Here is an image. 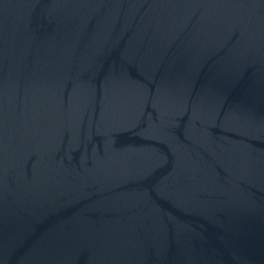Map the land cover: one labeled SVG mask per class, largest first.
Segmentation results:
<instances>
[{
	"label": "water",
	"instance_id": "95a60500",
	"mask_svg": "<svg viewBox=\"0 0 264 264\" xmlns=\"http://www.w3.org/2000/svg\"><path fill=\"white\" fill-rule=\"evenodd\" d=\"M0 264H264V0H0Z\"/></svg>",
	"mask_w": 264,
	"mask_h": 264
}]
</instances>
